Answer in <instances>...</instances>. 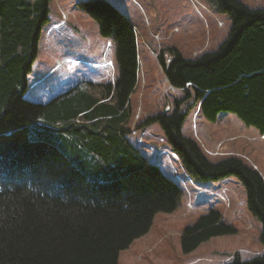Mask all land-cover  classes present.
Wrapping results in <instances>:
<instances>
[{
    "label": "trees",
    "instance_id": "1",
    "mask_svg": "<svg viewBox=\"0 0 264 264\" xmlns=\"http://www.w3.org/2000/svg\"><path fill=\"white\" fill-rule=\"evenodd\" d=\"M51 1L0 0V264H119L120 252L148 233L158 213L177 210L183 189L127 137L139 76L136 33L107 0L80 6L116 46L114 84L99 96L70 91L47 104L25 98ZM214 1L232 21L227 40L193 59L175 48L170 62L162 58L169 85L185 96L175 100L172 113L149 115L136 125L160 123L192 180L240 179L248 209L263 223L264 243L263 175L238 156L211 161L181 131V106L194 97L208 121L230 112L264 135V9ZM44 123L47 134L39 129ZM32 130L40 140L31 138ZM75 135L95 153L81 166L49 140L72 147ZM84 169L106 180L90 179ZM236 232L210 210L183 230L181 248L190 254L213 237ZM228 264H264V255L245 261L236 253Z\"/></svg>",
    "mask_w": 264,
    "mask_h": 264
},
{
    "label": "rangeland",
    "instance_id": "2",
    "mask_svg": "<svg viewBox=\"0 0 264 264\" xmlns=\"http://www.w3.org/2000/svg\"><path fill=\"white\" fill-rule=\"evenodd\" d=\"M89 0H52L48 21L44 24L38 54L28 73L25 98L47 104L55 97L79 90L99 96L119 76L116 46L103 37L99 25L80 6ZM130 21L136 33L141 81L148 79L131 95L132 123L127 134L150 163L175 180L184 190L188 173L172 151L171 144L158 122L134 130L147 116L172 113L175 100L184 91H168L160 66L163 58L170 62L172 49L193 59L202 52H216L227 40L232 21L220 12L214 0H107ZM251 9H264V0H239ZM144 77V78H143ZM185 113L182 134L195 139L207 157L218 162L238 156L254 166L264 177V135L246 126L235 114L223 112L213 123L201 112L192 97L181 106ZM141 118L139 119V117ZM41 132H50L45 127ZM137 127V126H136ZM33 129V128H32ZM81 130H84L83 128ZM139 133L137 134V131ZM85 131V130H84ZM72 136V147L50 138L77 165L94 156L83 147L81 138ZM33 140H40L31 131ZM142 139V141H140ZM85 170V169H84ZM93 180H106L95 171L85 170ZM188 204L177 212L158 213L144 236L134 240L119 254V264H228L236 253L245 261L264 255L260 240L262 221L250 212L244 184L236 176L219 180H193ZM210 210L218 211L222 220L236 229L235 234L213 237L196 251L185 254L181 248L183 230Z\"/></svg>",
    "mask_w": 264,
    "mask_h": 264
},
{
    "label": "crops",
    "instance_id": "3",
    "mask_svg": "<svg viewBox=\"0 0 264 264\" xmlns=\"http://www.w3.org/2000/svg\"><path fill=\"white\" fill-rule=\"evenodd\" d=\"M144 78V77H143ZM147 83H148V79H146V77H145V79L143 80V82L141 81V77L140 76H138V80H137V84H136V89L135 90H137L138 88H139V86L141 85V88H142V86L143 85H145L144 86V88L146 87V85H147ZM165 84L167 85V91H168V89H169V91H172L174 88L173 87H171L170 85H169V83H168V81H167V79L165 78ZM141 118V116L139 117V119ZM137 126V125H136ZM138 129V127H136L134 130H137ZM139 133V130L137 131V134ZM188 181H187V183H184V185L185 186H183L184 187V190H183V195H182V198H181V202H180V204H179V207H182L183 206V204L182 203H187L188 204V197H189V195H188V192H190V190H191V187H192V185L194 184L193 183V181H191L190 180V176L188 175ZM189 205V204H188ZM179 207L177 208V210H179ZM177 210H176V212H177Z\"/></svg>",
    "mask_w": 264,
    "mask_h": 264
}]
</instances>
